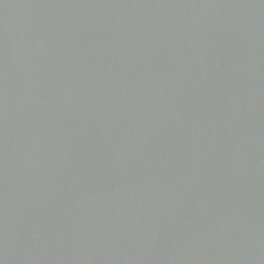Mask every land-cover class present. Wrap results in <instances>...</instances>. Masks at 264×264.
I'll list each match as a JSON object with an SVG mask.
<instances>
[{
	"label": "water",
	"instance_id": "water-1",
	"mask_svg": "<svg viewBox=\"0 0 264 264\" xmlns=\"http://www.w3.org/2000/svg\"><path fill=\"white\" fill-rule=\"evenodd\" d=\"M0 264H264V0H0Z\"/></svg>",
	"mask_w": 264,
	"mask_h": 264
}]
</instances>
